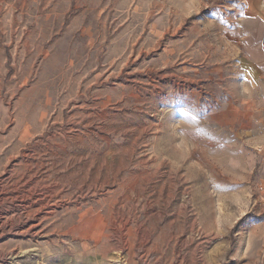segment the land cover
I'll return each mask as SVG.
<instances>
[{
	"label": "rangeland",
	"instance_id": "374dc122",
	"mask_svg": "<svg viewBox=\"0 0 264 264\" xmlns=\"http://www.w3.org/2000/svg\"><path fill=\"white\" fill-rule=\"evenodd\" d=\"M243 4L0 0V264H264Z\"/></svg>",
	"mask_w": 264,
	"mask_h": 264
},
{
	"label": "crops",
	"instance_id": "0c3cea01",
	"mask_svg": "<svg viewBox=\"0 0 264 264\" xmlns=\"http://www.w3.org/2000/svg\"><path fill=\"white\" fill-rule=\"evenodd\" d=\"M242 23L240 31L245 37L258 33L261 46L246 53L243 57L242 69L250 79L264 76V0H242ZM247 33V34H246Z\"/></svg>",
	"mask_w": 264,
	"mask_h": 264
}]
</instances>
